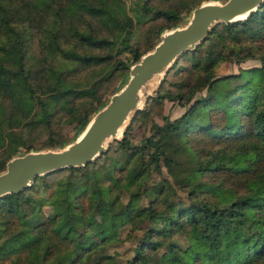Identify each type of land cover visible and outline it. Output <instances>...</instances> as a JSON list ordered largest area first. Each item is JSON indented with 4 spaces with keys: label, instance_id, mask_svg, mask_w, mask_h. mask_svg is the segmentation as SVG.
Listing matches in <instances>:
<instances>
[{
    "label": "trees",
    "instance_id": "obj_1",
    "mask_svg": "<svg viewBox=\"0 0 264 264\" xmlns=\"http://www.w3.org/2000/svg\"><path fill=\"white\" fill-rule=\"evenodd\" d=\"M198 2L141 0V7L159 20L156 38ZM133 32L123 0H0V170L20 145L31 148L33 126L57 135L47 146L68 142L51 126L60 108L73 111L72 138L82 130L105 102L95 96L98 79L126 72L155 43L140 47ZM119 49L128 62L113 59ZM244 57L258 64L215 73L220 61ZM93 66L103 69L98 77L73 74ZM166 73L148 97L176 100L182 110L152 121L137 144L124 126L114 142L137 164L131 173L103 151L97 157L106 161L60 168L66 172L46 198L27 194L31 185L0 195V264H264V0L242 19L214 22ZM84 95L93 96L90 107L71 104ZM161 167L189 176L190 186L178 188L183 197H171ZM43 203L59 208L46 214Z\"/></svg>",
    "mask_w": 264,
    "mask_h": 264
},
{
    "label": "water",
    "instance_id": "obj_2",
    "mask_svg": "<svg viewBox=\"0 0 264 264\" xmlns=\"http://www.w3.org/2000/svg\"><path fill=\"white\" fill-rule=\"evenodd\" d=\"M262 1L198 2L184 23L161 30L151 48L128 65L125 81L110 93L71 141L59 147L29 149L10 156L0 170V195L30 186L37 175L92 161L106 148V140L116 137L130 113L138 108L142 90L154 74L165 72L177 55L205 36L213 22L242 19Z\"/></svg>",
    "mask_w": 264,
    "mask_h": 264
},
{
    "label": "rangeland",
    "instance_id": "obj_3",
    "mask_svg": "<svg viewBox=\"0 0 264 264\" xmlns=\"http://www.w3.org/2000/svg\"><path fill=\"white\" fill-rule=\"evenodd\" d=\"M182 1L183 3L187 4V3H190L191 0H182ZM123 4H124V9H125V26L131 31L134 30L133 32L134 37L132 36L131 41L133 42L139 41L140 43L138 45L140 47L147 45L150 39H154L156 42L158 39L159 33L156 34V38H155V35H154L155 33L153 31H154L155 24L158 23L159 20H153V19L150 20L149 17L151 13L150 11H147V10L144 11L142 9L141 0H123ZM191 8L190 9L182 8L181 10L182 18L176 23V25H180L187 20L190 14ZM215 22H218V21H215ZM108 38L114 43L116 42V39H114L113 37L108 36ZM245 52L247 51H244V53ZM129 57L130 55L128 51L125 49H119V50L114 51L113 59H120V60H123L124 62L125 61L128 62L130 60ZM113 61L115 62V60ZM174 62L175 60L173 61L171 66L167 70H165V72L154 74L153 77L148 81V83L142 90L138 108L145 107L146 112L143 114H140L138 112L133 113V111L135 110L134 109L130 113L128 118L125 120L123 126L121 127L120 133L114 138H110V139L108 138L105 142L106 148L103 151H106L107 155L113 156L112 158L116 161L117 166L124 165V172L128 168L129 172L127 171L126 172L127 174L131 173V171L137 167V164L131 160L127 161L125 155L117 151L118 147L116 146L114 142V139H117L121 136L124 126L129 123V128L127 129V135L131 143L137 144L141 141V138L144 135L152 131V127H151L152 121L156 122L157 124H160L163 120L162 119L163 117L167 116L168 118H173L174 116H177L182 110V106L176 100H171L169 98H162V100L158 102H151L150 98L148 97L154 93L161 78L166 72H167L166 77L170 76L168 72H170V69L172 65L174 64ZM257 64H258L257 59L249 58V57L247 58L244 57L239 62H236L231 59H224L217 64L214 71L216 74L238 72L240 70L246 69L248 67H251ZM102 71L103 69H99V66H95V67L93 66L91 67V69L89 67H81L77 71L74 70L73 74L74 76H77L80 78H85L87 76V79L90 80V79H93V77H98L99 75H101L100 73H102ZM122 72L121 70L115 69L109 75L103 76L101 79L99 78L98 79L99 84L97 88L95 89V96H97L103 102L106 101L110 93L116 90L119 87V85H121L123 80L126 79L127 70L126 72L124 71L123 74ZM202 78H203L202 73H198L195 75L196 81L197 82L199 81L200 84H202ZM92 99H93V96L92 97L87 96V95L78 96V97L72 98L71 104L73 106H79L81 107V109L88 108L90 107L89 103H90V100ZM146 102L148 103L146 104ZM99 106L100 104L97 107ZM97 107L91 111L89 116L92 115L93 111H95ZM72 113L73 111H71V109H69L68 107L60 108L57 111V114L53 116V121L51 122V126L53 127V129H57L60 136H62L65 139H68V142L74 138V137L72 138L73 136L72 134L76 128V125L74 124V120H69V117ZM56 118L58 119L54 121V119ZM27 136H28V141L31 144V148L29 149L59 147L57 145H54V146L46 145L49 143L50 139L54 138V136L57 137V135H55L53 132L52 133L48 132V129L44 126H38V125L33 126V129H31L30 133H28ZM18 148L20 150V153L26 150H29V149L25 150L24 145H20ZM99 154H97V156ZM97 156L93 159V160L96 159L97 162L100 161L101 159L103 161H106L108 159V156L104 158H102L101 156L99 157ZM65 172H66V169H60L57 171L52 170V171L40 174L39 177H36V179L32 182L30 188L26 190V193L31 194L33 196L40 195L46 198L47 195L49 194V191H50L49 188L51 187L54 178ZM156 174L152 173L149 177H147V181H144V184H141L140 189H139L140 194L143 196L141 198V201H144V198L146 196L147 197L149 196L148 187L146 186V184L153 181L157 176ZM158 174L160 176H164L166 178V181L172 187L170 190L172 198L183 197L184 191H182L181 189L185 190V187L190 186L189 184L190 179L186 173H177L174 171L168 172L166 171L164 167H161ZM119 186H122L121 182H118L116 184V187H119ZM181 186H183L184 188H182ZM178 188H181V189H178ZM41 207L46 214L52 213L53 211L59 208L57 204L50 205L48 203H43ZM116 248L120 249L118 248V246ZM108 249L110 250V247H108Z\"/></svg>",
    "mask_w": 264,
    "mask_h": 264
},
{
    "label": "bare ground",
    "instance_id": "obj_4",
    "mask_svg": "<svg viewBox=\"0 0 264 264\" xmlns=\"http://www.w3.org/2000/svg\"><path fill=\"white\" fill-rule=\"evenodd\" d=\"M120 132L117 133V135L119 134Z\"/></svg>",
    "mask_w": 264,
    "mask_h": 264
}]
</instances>
